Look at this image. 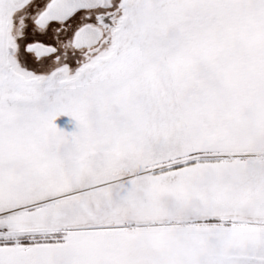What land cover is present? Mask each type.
<instances>
[{"label": "snow or ice", "instance_id": "obj_1", "mask_svg": "<svg viewBox=\"0 0 264 264\" xmlns=\"http://www.w3.org/2000/svg\"><path fill=\"white\" fill-rule=\"evenodd\" d=\"M0 264H264V0H0Z\"/></svg>", "mask_w": 264, "mask_h": 264}]
</instances>
